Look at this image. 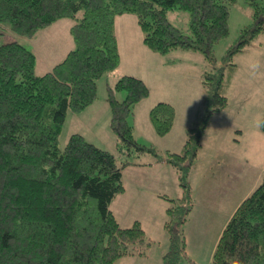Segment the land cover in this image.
<instances>
[{"label":"trees","instance_id":"1","mask_svg":"<svg viewBox=\"0 0 264 264\" xmlns=\"http://www.w3.org/2000/svg\"><path fill=\"white\" fill-rule=\"evenodd\" d=\"M233 1L0 0V34L9 24L16 33L34 36L59 18L76 19L70 30L74 48L42 74H37L32 48L16 39L0 44V264H115L126 255L148 254L153 241L142 222L124 226L111 207L126 190L124 168L134 162H120L112 150L80 132L71 134L63 150L59 146L68 111L91 104L97 78L121 61L116 20L125 13L137 16L150 49L164 53L191 48L204 52L211 62L204 72V114L198 112L180 151L158 155L177 170L184 188L181 203L168 207L165 221L172 243L179 240L174 230L192 198L188 176L211 116L228 104L224 91L236 70V63H229L228 70L217 66L212 56V46L229 33ZM247 1L254 7L256 22L243 29L230 59L264 31V2ZM174 8L190 12L188 32L170 21L168 12ZM120 89L127 91L124 100L115 95ZM149 92L145 81L132 74L109 85L112 126L122 140L120 156L146 149L158 154L154 146L137 142L128 121ZM150 117L164 135L172 129L175 108L160 101L150 109ZM261 128L264 131V117ZM177 254L169 250L164 264H174ZM212 264H264V177L227 222Z\"/></svg>","mask_w":264,"mask_h":264},{"label":"rangeland","instance_id":"2","mask_svg":"<svg viewBox=\"0 0 264 264\" xmlns=\"http://www.w3.org/2000/svg\"><path fill=\"white\" fill-rule=\"evenodd\" d=\"M229 7V33L212 46V56L217 66L225 65L228 70L231 68L229 63H236V70L231 84L225 85L228 104L211 116L188 176L192 198L188 202L189 209L185 210L184 218L178 224V230H174L179 239L175 244L172 243L174 238H171L170 230L165 226L168 213L164 204L167 207L180 204L184 188L180 185L176 169L171 164L165 166L158 155L180 151L188 128L197 122L198 112L204 114V72L211 67L206 54L191 48L156 52L144 43L137 16L124 14L130 15L127 19H132L125 24L121 22L120 28H117L120 63L97 78V96L91 104L78 112L68 111L59 136L62 150L71 134L80 132L90 142L112 150L120 162L126 158L134 162L123 170L126 192L118 195L111 207L124 226H128L130 217L142 219L153 243L147 248L148 254L141 255L138 260L128 261L132 258L126 255L115 264H164V255L172 248L179 256L174 264H212L227 222L243 199L263 180L264 131L261 122L264 117V31L234 52L230 59L229 52L232 47H237L243 29L255 24L256 19L254 7L247 0H234ZM81 14L82 11L78 16ZM168 17L174 25L185 32L189 31L188 10L171 9ZM75 21L70 16L59 18L40 28L34 36L16 33L8 24L4 33L0 34V44L16 39L32 48L37 57V74H42L51 70L70 48H74L70 30ZM125 74L140 77L150 88L149 94L129 113L128 121L137 142L154 146L158 154L146 149L140 154L132 152L130 156H120L118 148L122 140L112 126L108 92L109 85L113 86ZM115 95L117 99L124 100L127 91L120 89ZM160 101L170 102L175 108L171 134L158 133L150 117V109ZM177 138H181V141L176 142ZM150 189L163 194L150 195Z\"/></svg>","mask_w":264,"mask_h":264},{"label":"crops","instance_id":"3","mask_svg":"<svg viewBox=\"0 0 264 264\" xmlns=\"http://www.w3.org/2000/svg\"><path fill=\"white\" fill-rule=\"evenodd\" d=\"M125 14H128V13H125ZM127 16H130V15H124V14H122V15H119V16L117 17V20H116V31H117V28H120L121 22L125 24V23H128L129 21H131L132 17L129 18V19H127V18H128ZM122 18H123V19H122ZM122 20H124L125 22L122 21ZM127 20H129V21H127ZM135 34H136V32H135ZM137 34H138V33H137ZM117 36H118V33H117ZM71 49H72V48H70V50H71ZM70 50H69V51H70ZM69 51H68V52H69ZM68 52H67V53H68ZM65 56H66V55H65ZM36 71H37V68H36ZM230 84H231V82H230ZM230 84H229V85H230ZM172 131H173V127H172L170 133H167V134H171ZM181 138H182V137H181ZM181 138H179V139L177 138L176 142H179V140L181 141ZM182 141H184V136H183V138H182ZM118 143H119V142H118ZM118 143H117V144H118ZM181 143H183V142H181ZM107 149H108V148H107ZM163 164H165V166H168V165H169V163H168L167 161H165V160L163 161ZM141 166H143V165H141ZM139 167H140V166H139ZM125 168H126V167H125ZM125 168H124V169H125ZM176 171H177V170H176ZM136 186H137V187L135 188V190L137 191V190H138V185L136 184ZM143 190H144V189H143ZM124 192H126V190H125ZM124 192H123V193H124ZM123 193H121V194H123ZM148 193H149L150 195H152V194H154V195H155V194H158V196H161V195L163 194L162 192L153 191V190H151V189H150V191H149ZM119 195H120V194H119ZM116 198H117V197H116ZM116 198H115V199H116ZM161 198H162V197H161ZM115 199H114V200H115ZM114 200H113V201H114ZM164 207H165V210H167L169 206L167 207V205L164 204ZM113 211H114V210H113ZM115 214H116V213H115ZM116 216H117L118 220H119L120 223H121V220H120V218H119V215H116ZM137 219L140 220V218H137V217H133V219L130 217V223H129L128 225L132 224V223H133L135 220H137ZM162 219H164V216L162 217ZM140 221L142 222V219H141ZM142 224H143V223H142ZM143 226H144V224H143ZM144 228H145V226H144ZM145 230H146V228H145ZM129 256H130V257H128V258H132V259H128V261H129V260H130V261H131V260L136 261V260H138V258H140L141 255H139V254L136 253V254H130ZM137 256H139V257H137ZM124 257H125V256L121 257L117 262H120V260H122ZM141 257H142V256H141Z\"/></svg>","mask_w":264,"mask_h":264}]
</instances>
